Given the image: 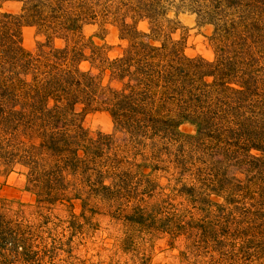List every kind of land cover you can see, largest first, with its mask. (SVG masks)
I'll return each instance as SVG.
<instances>
[{
  "label": "trees",
  "instance_id": "obj_1",
  "mask_svg": "<svg viewBox=\"0 0 264 264\" xmlns=\"http://www.w3.org/2000/svg\"><path fill=\"white\" fill-rule=\"evenodd\" d=\"M9 1L0 0V184L20 173L33 199L0 205V264L43 257L55 246L48 219L65 201L75 210L84 190L184 241L182 264H264V0H17L21 13L2 11ZM183 12L212 26L213 58L186 52ZM96 24L118 28L120 55L102 35L85 39ZM25 27L45 37L35 51ZM97 112L128 142L92 136L83 123Z\"/></svg>",
  "mask_w": 264,
  "mask_h": 264
},
{
  "label": "rangeland",
  "instance_id": "obj_2",
  "mask_svg": "<svg viewBox=\"0 0 264 264\" xmlns=\"http://www.w3.org/2000/svg\"><path fill=\"white\" fill-rule=\"evenodd\" d=\"M22 5L17 0L9 1L4 3L2 11L21 13ZM76 8L70 3L64 7L67 10ZM179 16L188 29V55L213 58L214 49L210 40L212 26L202 25L198 15L194 13L183 12ZM92 35H102L104 40L97 36L95 39L108 46L111 58L123 52L125 43L120 40L116 26L108 25L104 30L97 24L86 26L85 39ZM44 40L45 37L38 33L36 27L23 29V44L27 49L35 51L38 43ZM62 44L64 43H58ZM83 124L94 137L103 133L112 135L119 144L128 142V136L116 130L112 119L103 112L87 115ZM183 128L187 133H194L191 125ZM151 178L161 186L176 184L171 181V173L157 172ZM26 186L27 179L24 175L12 173L5 184H0V205L18 208L19 203H30L33 196ZM88 196L89 191L79 192L77 197H82V200L76 202L75 210L71 209L69 201H65L69 206L65 204L52 214L47 222L50 236L52 240L55 239V248L49 246L43 257L34 256L36 261L32 264H182L179 255L184 249V241L172 244L169 234L130 220L122 207L112 202L90 199Z\"/></svg>",
  "mask_w": 264,
  "mask_h": 264
}]
</instances>
